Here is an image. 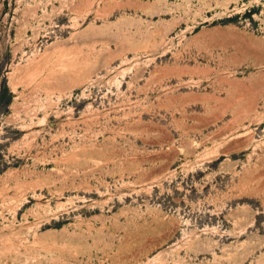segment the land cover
I'll list each match as a JSON object with an SVG mask.
<instances>
[{"label": "rangeland", "instance_id": "374dc122", "mask_svg": "<svg viewBox=\"0 0 264 264\" xmlns=\"http://www.w3.org/2000/svg\"><path fill=\"white\" fill-rule=\"evenodd\" d=\"M0 264H264V0H0Z\"/></svg>", "mask_w": 264, "mask_h": 264}]
</instances>
